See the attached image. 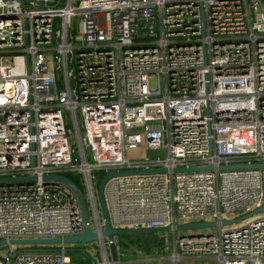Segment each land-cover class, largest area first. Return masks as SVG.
<instances>
[{"label": "built area", "instance_id": "built-area-1", "mask_svg": "<svg viewBox=\"0 0 264 264\" xmlns=\"http://www.w3.org/2000/svg\"><path fill=\"white\" fill-rule=\"evenodd\" d=\"M138 149L167 155H129ZM255 163L264 164L260 0H0V240L85 231L77 192L45 175H81L100 232L97 172L166 168L107 181L115 229L216 222L218 232L195 229L176 247L264 264V213L222 224L264 205V167L221 166ZM15 245L0 246V264L71 261V245Z\"/></svg>", "mask_w": 264, "mask_h": 264}, {"label": "water", "instance_id": "water-1", "mask_svg": "<svg viewBox=\"0 0 264 264\" xmlns=\"http://www.w3.org/2000/svg\"><path fill=\"white\" fill-rule=\"evenodd\" d=\"M21 1V0H19ZM264 5V0H260ZM148 27L153 28V24H148ZM210 154H212V149L210 146ZM238 167H264V164L255 163V164H237V165H223L221 169L225 168H238ZM213 166H190V167H178L174 169V172H184V171H195V170H213ZM168 170L166 168L160 169H151V170H128V171H107L101 181L98 184L97 196L100 205V214L102 218V229L100 232L94 230L91 225V215L86 202L85 194L80 186L67 177L66 175L53 174V175H45L44 180L54 179L57 181H62L70 185L78 194L81 206L83 210L84 220L86 223L85 231L78 235L66 236V237H54V238H40V239H13L7 241L6 239L0 240V246L8 243L14 244H39V245H76V244H90L93 242L99 243L102 245L104 251V261L102 264H123L120 259L119 247L117 244V238L124 235H136V234H144V233H154L161 231L174 230L171 226L166 227H157V228H140V229H115L112 225V221L110 219V213L108 209V204L105 197V185L107 181L114 176H128V175H149V174H157V173H167ZM37 176H25V177H17V178H2V180L8 181H31L36 180ZM258 213H264V205L253 212L246 214L243 217H240L236 220L231 221H223V225L231 224L232 222L240 221L243 218L251 217ZM217 226L216 222H200V223H188V224H180L177 225L175 230L181 229H199L206 227H215ZM185 235H182V237Z\"/></svg>", "mask_w": 264, "mask_h": 264}, {"label": "rangeland", "instance_id": "rangeland-1", "mask_svg": "<svg viewBox=\"0 0 264 264\" xmlns=\"http://www.w3.org/2000/svg\"><path fill=\"white\" fill-rule=\"evenodd\" d=\"M73 22H76V18L73 17ZM71 127L74 131V142L77 143V137L76 132L77 129L73 122L71 123ZM136 154L146 155L150 158H157V157H165L167 155V151L165 149H159V150H149V149H138V150H130L129 155L134 156ZM95 190L98 189V186L95 182ZM96 201L97 206L99 207V213H100V205L99 200L96 195ZM195 223L203 222L201 219L194 220ZM197 230V229H196ZM199 232H205V233H214L218 232V227H206V228H199ZM194 234V229H181L177 230L176 232L173 230L168 231H161V232H154V233H144V234H136L137 241H139L138 238H140L141 242H136L135 244H131L132 248L131 250H141L144 254H147L150 257H153L154 261L149 262V264H179L180 262H183L182 259L179 260L175 258L177 256V253H181V249H179V252L176 250L175 247V237H181L182 235H189ZM76 245H82V244H76ZM47 246L51 245H21L16 244V249H22V250H31V249H40V248H47ZM61 246V245H59ZM3 249H9V247H3Z\"/></svg>", "mask_w": 264, "mask_h": 264}, {"label": "crops", "instance_id": "crops-1", "mask_svg": "<svg viewBox=\"0 0 264 264\" xmlns=\"http://www.w3.org/2000/svg\"><path fill=\"white\" fill-rule=\"evenodd\" d=\"M195 223V222H193ZM199 231V230H197ZM129 239L126 238H117V244L119 247L120 252V259L122 260L123 264H149V262L154 261L153 257L148 256L147 254H144L141 250H131L132 246L130 244L129 246ZM197 242L187 245L185 249L182 247H176V250L179 252V249H181V253H178L180 255V258L178 259V262L180 259H182L183 262H180L179 264H220L219 260L214 257L213 255L201 251L198 249L200 247V244H196ZM129 248H127V246ZM74 246V245H71ZM84 246V245H83ZM84 247L88 249V251L92 255H96L97 252L100 253V257L95 256L96 264H102L104 261V251L102 248V245L96 242L86 244ZM67 264H77L73 261H70V263Z\"/></svg>", "mask_w": 264, "mask_h": 264}, {"label": "trees", "instance_id": "trees-1", "mask_svg": "<svg viewBox=\"0 0 264 264\" xmlns=\"http://www.w3.org/2000/svg\"><path fill=\"white\" fill-rule=\"evenodd\" d=\"M64 175H66L67 177H69L70 179L75 181L80 186V188L83 190V192L85 193V186L83 184V180H82L81 175L71 173V172H64ZM104 175H105L104 171L97 172L98 184ZM120 237L129 239L130 240L129 246H130V244H135L136 242H141L140 238H138L139 241H137V239H135V238H137L136 235H124V236H120ZM134 241H136V242H134ZM84 246L82 244V245H74V246L69 247V254L71 256V261H73L77 264H96L95 256L100 257V253L97 252V254L94 256ZM129 246H127V248H129ZM49 248H54V247H49Z\"/></svg>", "mask_w": 264, "mask_h": 264}]
</instances>
